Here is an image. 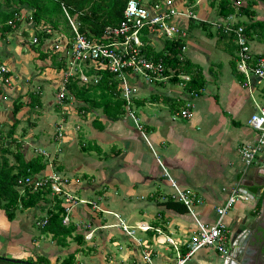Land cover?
Returning <instances> with one entry per match:
<instances>
[{
  "label": "crops",
  "instance_id": "crops-1",
  "mask_svg": "<svg viewBox=\"0 0 264 264\" xmlns=\"http://www.w3.org/2000/svg\"><path fill=\"white\" fill-rule=\"evenodd\" d=\"M181 1L174 0L177 6L189 8L195 14L191 21L177 22L186 34L182 56L200 68L204 86L192 91L195 96H191L186 86L170 84L167 79L128 77L131 109L143 127L149 146L125 113L112 120L101 109L90 110L74 98L67 99L62 108L57 106L51 99L57 89L59 71L51 67L49 57L43 59L44 63L37 52L28 50L31 44L23 34L26 24L5 34L0 43V60L7 62L9 69L0 64L16 73L17 82L12 81L11 91L0 88V124L11 121L9 98L27 103L28 93L36 96L39 106L42 105L40 113L45 115L37 114L35 125L26 134L23 159L32 158L38 149L49 154L52 170L67 177L69 192L86 203L71 208L65 226L73 227L74 231L63 247L57 246L50 234L42 233L35 225L52 207L50 196L34 208L16 211L12 221H7L0 210L3 264L8 263L6 260L17 264H61L68 255H72V264H144V252L150 255L151 264H175L187 252L196 228L186 210L182 213L167 208L169 200L178 202L169 197L173 189L162 168L178 189L190 190L195 200L200 201L194 206V213L205 223L215 220V208L227 199L230 189L245 182L260 187L255 182L264 181V145L250 167L243 165L237 149L256 140V133L247 121L253 112L264 107V77L259 79L249 72L244 75L236 71L232 36L221 35L215 27L219 22L216 0H193L186 6ZM230 1L249 6V19L235 14L233 21L259 24L246 39L252 61L257 58L264 61V0ZM24 17L25 12L20 13L19 24ZM10 41L12 48L23 47L17 61L7 47ZM145 41L154 52L162 46L161 39L154 36ZM46 46L39 48L41 53L49 50ZM30 56L40 61L28 73L25 61ZM38 81L47 83L34 89L27 86ZM188 103L191 117L183 119L178 113ZM48 108L56 116L47 114ZM24 110L27 111L25 106L21 111ZM51 124L62 130L56 147L57 142L51 137L54 129L45 132ZM1 126L0 130L4 128ZM57 148L59 151H55ZM48 159L41 172L47 170ZM263 192L264 184L258 197L237 200L224 215L227 247L239 239L244 240L243 249L247 250L251 243L262 240L264 201L259 198ZM120 222L130 229L132 236L122 232ZM81 234L88 238L81 237L77 242L74 236ZM137 240L140 244H136ZM218 259L215 251L202 248L184 264H218Z\"/></svg>",
  "mask_w": 264,
  "mask_h": 264
},
{
  "label": "built area",
  "instance_id": "built-area-1",
  "mask_svg": "<svg viewBox=\"0 0 264 264\" xmlns=\"http://www.w3.org/2000/svg\"><path fill=\"white\" fill-rule=\"evenodd\" d=\"M63 12L65 11L62 7ZM68 25L70 27L71 37L57 33L56 38L45 41L54 54L57 55L56 62L61 63L63 68L58 72L57 89L54 94V103L59 107H64L65 101L71 97L68 95L66 86L74 82L76 86L87 88L98 82L99 71H106L118 82L120 98L123 100V109L125 116L132 122L135 129L146 141L144 130L139 120L131 109L132 92L129 87L128 77L140 76L145 80H164L163 67L160 62H154L147 58L141 52L144 42L141 38L147 39L150 36L165 40L185 39V29L178 25V20L187 21L195 19V14L188 8L177 6L174 0H156L142 3L141 0H128L122 10V20L116 26H107L102 31V40L106 42L91 41L77 30L75 22L65 13ZM17 21V20H16ZM32 23H28L27 28H31ZM233 16H228L225 21L215 24L216 29L222 34H231L233 43L236 46V71L244 75L249 72L257 78L264 77V61L257 58L252 61L249 53L247 39L240 25H235ZM6 25L13 26L11 21ZM48 33V31H46ZM36 33L31 37L29 44L37 45ZM181 53L184 51V45L181 47ZM181 79L187 81L186 76ZM9 71L4 65L0 64V88H9L12 85ZM178 86H184L178 83ZM195 96L194 92H190ZM3 99V98H2ZM191 104H186L178 115L183 119H189L191 113L188 110ZM249 127L256 133V140L251 144L240 145L237 153L243 165L250 167L255 162V157L261 147L264 145V107L253 112L247 121ZM62 130L56 128L53 133V139L60 143ZM149 146L148 142L146 141ZM59 151V148L55 149ZM36 154L43 155L48 159L49 155L43 150H36ZM48 159L47 170L34 175L19 179L16 187L19 190L30 189L32 191L48 189L50 198L57 196L64 204V216L61 224H67V216L71 208L76 204H85L86 201L79 200L73 196L68 189L70 181L59 172L52 170ZM158 162V161H157ZM159 163V162H158ZM161 166V164L159 163ZM162 174L169 182L173 192L169 195L170 199L182 204L186 212L192 217L195 224V230L192 233L187 244V252L183 257H179L175 264H184L195 252L202 248H209L218 254L219 258L227 255V230L223 225L224 215L232 206L242 197L237 188L229 191L227 199L217 208H215V220L212 223L201 222L194 213V206L200 201L195 200L190 190L178 189L175 182L169 178L166 171L162 168ZM47 217L36 222L38 228L42 229L46 224ZM122 232L127 236H132L130 229L119 223ZM145 230L146 227H139ZM87 235L83 234L86 240ZM136 244H140L139 240ZM144 264H151L150 255L147 252L142 254Z\"/></svg>",
  "mask_w": 264,
  "mask_h": 264
},
{
  "label": "trees",
  "instance_id": "trees-1",
  "mask_svg": "<svg viewBox=\"0 0 264 264\" xmlns=\"http://www.w3.org/2000/svg\"><path fill=\"white\" fill-rule=\"evenodd\" d=\"M127 1L0 0V43L5 38V34L10 33L12 28L18 27L20 11L24 10L25 17L23 21L26 25L32 23L31 26L37 32L38 41L36 46H28V50L37 52L41 60L49 57L51 67L60 71L63 66L61 63L54 62V53L48 49L41 53L39 48L45 44V41L51 39L53 35L55 37L57 33L71 37L65 13L75 22L78 32L85 38L95 42H106L102 40L103 29L107 26H116L122 20V10ZM181 2H183V6H186L192 3L193 0H182ZM215 3L219 22L225 21L228 16H234L235 14L248 19L251 17L250 12H248L249 6H243L239 2L232 3L230 0H216ZM62 7L65 10L64 12ZM7 21H11L13 26L6 25ZM235 25L242 27L247 39L250 37L251 32L255 31V28L259 26L256 22H237ZM219 33L222 35L221 32ZM23 34L24 36L26 35L25 32ZM141 41L144 42L141 52L150 60L161 63L163 77H166L170 84L182 83L186 86V89L195 92L204 86L200 68L182 56L180 50L183 46L182 39L161 40L162 46L157 52L147 47L144 38H141ZM170 72L171 76H169ZM96 74L99 75L98 82L94 85H89L87 88L78 87L74 82H70L66 86L68 95L82 102L90 110L99 108L107 118L117 119L124 115L123 100L120 98V92L117 88L118 82L114 76L106 71H99ZM181 76H186L188 80L184 81L180 78ZM27 97V103L20 102L18 98L12 99L8 103L11 121H9L5 132L0 130V136H4V138L0 137V210L4 213L7 221L13 220L16 211L31 209L36 207L40 201L45 202L49 195L48 189L35 191L24 189L21 191L16 187L19 179L39 173L44 170L47 163V160L41 154H35L28 160L23 159V146L20 145L18 137L14 133L15 128L19 124L16 115L24 106L27 108L28 114L37 113L34 108L39 106L38 98L32 93H28ZM79 108L83 109L84 106ZM26 122L30 128L34 126L27 118ZM20 136L21 138L24 137V129L20 130ZM51 137L53 139V134ZM10 145H13L14 151H10ZM9 156L11 157V162L8 160ZM52 199L53 205L49 210H46L47 221L41 231L42 233L50 234L55 244L63 247L65 239L70 237L74 228L61 224L64 216V204L57 196L52 197ZM259 200L264 201V192ZM166 206L176 212H185L184 206L180 203H171L169 200ZM81 237L83 238V234L74 236L77 242H79ZM260 252L264 260V242L260 247ZM3 261L0 258V264H3ZM61 264H72V255H68Z\"/></svg>",
  "mask_w": 264,
  "mask_h": 264
},
{
  "label": "rangeland",
  "instance_id": "rangeland-1",
  "mask_svg": "<svg viewBox=\"0 0 264 264\" xmlns=\"http://www.w3.org/2000/svg\"><path fill=\"white\" fill-rule=\"evenodd\" d=\"M142 1V3H145V2H147L148 0H141ZM237 2V1H236ZM235 2V3H236ZM25 11L24 10H21L20 11V13L21 14H23ZM241 19H244V18H241ZM25 25V23H24V21L23 20H21V22H20V24L18 25V28H16V31H18L19 29H22V27ZM26 26H28V25H26ZM18 29V30H17ZM26 35H25V38L26 39H29V41H30V39H31V37L36 33L37 34V32H36V30L34 31L33 29H31V28H26ZM57 36H56V34H55V38H56ZM54 38V35L52 36V38L51 39H53ZM12 43H11V41H10V44H9V42H8V48L9 49H11L12 50V54H13V58H14V60L15 61H17V56L19 55V53H20V51L21 50H23V47H17V45L15 46V47H13L12 48V45H11ZM158 46V45H157ZM156 46V47H157ZM34 54V53H33ZM19 58V57H18ZM52 59V58H51ZM38 61H40V60H36V58H34V60H33V58H31V56L29 57V59H26V61H25V66H26V69L28 70V73H31V72H33L34 71V69H35V64L38 62ZM42 61H44V63H45V60H42ZM0 62L2 63V64H4L5 66H7V68L9 69V64L7 63V62H5L4 60L3 61H1L0 60ZM17 63L16 64H14V66L15 67H17ZM17 71H18V69H17ZM27 73V74H28ZM9 74H10V77H11V80L13 81V82H17V80H16V78H17V75H16V73L13 71H11L10 70V72H9ZM172 74H171V72H170V74H169V76H171ZM31 80V79H30ZM27 81H29V80H27ZM23 82H25V81H23ZM30 82V81H29ZM44 83L46 84L47 82H45V81H38L37 82V84L35 83L34 85H32V83H30V84H27V86H31L30 88H35V87H37V86H39V84H42L41 86H43L44 85ZM166 86H169L168 84H166ZM173 86H177V85H173ZM9 91H11L12 90V86H10L9 88H7ZM36 90V89H35ZM8 99V97H6V99L4 100V101H6ZM12 99H14V98H9L8 100H12ZM51 101H54V97H53V100L51 99ZM4 103V102H3ZM174 108H175V105H174ZM178 108H179V106H178ZM36 109L38 110V112L37 113H35V114H28L27 113V111H19L18 112V114L16 115V117L18 118V120H19V124L17 125V127L15 128V131H14V133H15V136L16 137H18L17 139L19 140V142H20V145H24V140H25V138H26V134L28 133V131L30 130V127H29V124L26 122V118L28 119V120H30V122L33 124V125H35V121L37 120V118L35 117L37 114H38V116L39 115H43V117H44V115H45V113L44 112H42V113H40L41 111H43L42 110V105L41 106H39V107H36ZM74 110H75V107H74ZM132 110H133V108H132ZM134 111V110H133ZM24 112V113H23ZM47 114H49V115H52V116H56V114L54 113V111H52L51 110V108H48L47 109V112H46ZM5 124L4 125H2L1 126V124H0V126L1 127H4V128H2V130L5 132L6 130H7V120L4 122ZM53 124H51V125H48V128L47 129H45V132H50V131H52L53 129V131L52 132H55V128H53V126H52ZM62 127H64L65 125H61ZM21 129H24V138L22 137L21 138V136H20V130ZM32 130V129H31ZM34 135V134H33ZM0 137H3L4 138V136H0ZM55 145V147H56V145H59V144H54ZM9 149H10V151H14V147H13V145H10L9 146ZM35 152V151H34ZM35 154H36V152H35ZM49 155V154H48ZM49 157H50V155H49ZM8 160H9V162H11V157L9 156L8 157ZM242 200H238V202H241ZM37 221H39V220H37ZM36 221V222H37ZM36 222H35V225H36ZM34 225V226H35ZM37 226V225H36ZM228 248H229V245H228Z\"/></svg>",
  "mask_w": 264,
  "mask_h": 264
},
{
  "label": "water",
  "instance_id": "water-1",
  "mask_svg": "<svg viewBox=\"0 0 264 264\" xmlns=\"http://www.w3.org/2000/svg\"><path fill=\"white\" fill-rule=\"evenodd\" d=\"M264 169V168H263ZM259 188H254L251 186V182L240 183L237 191L238 193L248 200H254L256 197L259 196L261 191V186H263L264 181L259 184L255 182ZM243 242L242 240L236 239L228 248L227 255L224 258H219L218 264H243V255L246 252L243 249ZM8 263L17 264V261L13 260H6ZM264 264V260H263Z\"/></svg>",
  "mask_w": 264,
  "mask_h": 264
},
{
  "label": "flooded vegetation",
  "instance_id": "flooded-vegetation-1",
  "mask_svg": "<svg viewBox=\"0 0 264 264\" xmlns=\"http://www.w3.org/2000/svg\"><path fill=\"white\" fill-rule=\"evenodd\" d=\"M264 225V221H263ZM262 240L253 242L249 245L245 255H243V264H263V257L260 252V247L264 242V236L260 237ZM244 241V240H243Z\"/></svg>",
  "mask_w": 264,
  "mask_h": 264
}]
</instances>
